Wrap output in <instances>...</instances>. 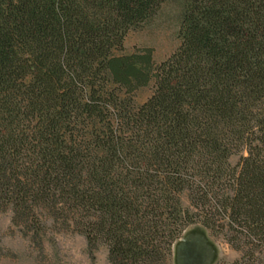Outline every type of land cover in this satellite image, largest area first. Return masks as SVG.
Listing matches in <instances>:
<instances>
[{
  "label": "trees",
  "instance_id": "obj_1",
  "mask_svg": "<svg viewBox=\"0 0 264 264\" xmlns=\"http://www.w3.org/2000/svg\"><path fill=\"white\" fill-rule=\"evenodd\" d=\"M163 1L0 0V210L34 238L49 220L90 252L102 243L110 264H169L192 223L243 250L229 264H253L264 247V0H179L169 56L122 53Z\"/></svg>",
  "mask_w": 264,
  "mask_h": 264
},
{
  "label": "rangeland",
  "instance_id": "obj_2",
  "mask_svg": "<svg viewBox=\"0 0 264 264\" xmlns=\"http://www.w3.org/2000/svg\"><path fill=\"white\" fill-rule=\"evenodd\" d=\"M179 0H164L156 13L137 28L130 29L123 41L122 53L151 48L153 59L159 62L180 44L181 16ZM153 90V82L136 90L134 99L142 103ZM240 154L230 157L235 164ZM182 204L188 205L186 193ZM47 225L40 237L11 220V211L0 210V264H110L107 247L100 243L92 252L84 235L73 230H61L59 225ZM227 233H212L200 223L189 224L172 245L169 264H229L239 259L243 250L227 241ZM253 264H264V247L256 252Z\"/></svg>",
  "mask_w": 264,
  "mask_h": 264
}]
</instances>
